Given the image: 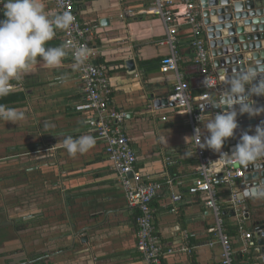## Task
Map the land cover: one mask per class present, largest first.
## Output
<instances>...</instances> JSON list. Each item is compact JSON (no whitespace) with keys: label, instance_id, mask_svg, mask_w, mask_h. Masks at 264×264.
I'll return each instance as SVG.
<instances>
[{"label":"crops","instance_id":"0c3cea01","mask_svg":"<svg viewBox=\"0 0 264 264\" xmlns=\"http://www.w3.org/2000/svg\"><path fill=\"white\" fill-rule=\"evenodd\" d=\"M43 2L46 13L54 16V6ZM2 3L0 19H4ZM152 3L74 0V9L79 22L92 31L88 43L97 54L95 62L107 68L111 106L126 113L123 126L136 155V171L143 179L172 182L151 204L153 224L165 248L177 249L182 232H187L193 253L166 256L164 264H221L219 244L206 232L214 220L204 206L206 197L188 193L197 162L187 157L192 134L186 116L170 105L152 106L151 96L167 98L170 104L176 83L175 73L159 70L160 60L169 54L168 46L159 45L166 36L162 21L139 14ZM175 12L178 73L197 98L204 91L193 64L189 30L180 19L182 7L176 6ZM54 32L46 47L62 44L60 32ZM128 59L134 61V71L126 68ZM11 84L21 88L0 99H11L5 107L25 116L15 123L0 119L4 124L0 133L6 134L5 139L0 137V150H5L0 170L6 173L0 177V184H6V198L0 202V264H143L136 246V211L126 205L104 145L96 140L88 152L75 156L63 146L66 136H94L87 124L91 115L74 111L83 88L70 54L57 67L37 57ZM18 96L22 100L14 103ZM202 133L207 135L205 129ZM172 195H180L183 201L175 212ZM218 196L220 206L228 207L229 192L224 186L218 187ZM244 206L249 218H243V227L252 234L253 222L264 217V198L246 199ZM228 218L234 225L230 214ZM210 241L212 247L207 245ZM231 241L239 254L235 261L254 262L253 238L247 253L241 252L239 238Z\"/></svg>","mask_w":264,"mask_h":264},{"label":"built area","instance_id":"2783aa9c","mask_svg":"<svg viewBox=\"0 0 264 264\" xmlns=\"http://www.w3.org/2000/svg\"><path fill=\"white\" fill-rule=\"evenodd\" d=\"M55 8V14L69 11L74 16L73 25L67 29L58 30L65 41H73L78 46L88 49L89 55L85 63L78 68L73 58L72 51L69 54L77 70L78 79L82 84L83 97L81 102L74 106L77 113H89L87 124L91 133L97 141L104 145V152L116 175L119 187L124 195L126 205L129 209L136 211V246L143 264H164V258L174 253L192 255L193 247L188 243L189 234L182 232V244L177 248H165L160 241L153 224V212L151 204L156 195L165 187H170L171 180L158 182L143 179L136 171V155L131 147L130 140L123 126L126 113L116 110L111 106L110 86L107 78V68L95 64L96 52L89 45L88 40L92 36L89 27L82 25L74 9V0H48ZM182 7L180 19L188 28L190 34V45L194 51L193 64L199 72L202 81L203 94L197 98L192 96L190 87L184 78L178 73L180 54L178 50V39L176 36L175 7ZM139 14L158 17L166 31V36L159 43L160 46H168L169 54L160 60V72L163 74L175 73L176 83L173 85L169 97L174 109L186 116L187 126L192 136L197 132L202 136L201 125L205 119L214 117L216 111H212L207 102L219 86L218 77L212 68L211 57L205 37V27L202 23L201 9L198 0H153L152 6ZM208 77L211 87H205L203 81ZM21 88L20 84H11V92ZM162 120H165L163 118ZM203 138V137H202ZM227 140L222 152L231 154L233 150L228 147ZM188 159L197 162L196 176L188 189L190 195L203 194L206 197L204 206L213 216V224L207 229L208 235L216 240L220 247L221 264H235L236 250L232 241L227 237L220 198L218 196L217 183L220 182L229 192L228 209L233 214L232 219L238 228L241 242V252L247 253L249 241L252 234L244 230L243 207L244 200L240 199V182L244 176L242 166L234 160L228 163L230 157L220 158V153L212 150L197 148L195 138L192 137L190 148L187 152ZM219 175L221 177H219ZM172 212L183 203L180 195H172ZM214 245L213 241L207 244ZM250 264H257L256 261Z\"/></svg>","mask_w":264,"mask_h":264},{"label":"clouds","instance_id":"9594fccd","mask_svg":"<svg viewBox=\"0 0 264 264\" xmlns=\"http://www.w3.org/2000/svg\"><path fill=\"white\" fill-rule=\"evenodd\" d=\"M3 16L0 19V97L11 92L13 80H19L31 67L37 57L49 67L59 66L72 51L76 67L88 59V49L65 41L57 47H46L55 32V28L69 29L74 23V16L69 11H62L50 16L45 11L43 0H3ZM205 87H211L208 77L203 81ZM224 95L219 101L211 98L203 105L223 109L203 125L207 135L193 138L197 148L211 149L220 153V158L230 157L241 166H247L258 158L264 157V121L255 127V133L245 131L229 155L222 152L225 141L234 136L238 128L237 116L248 114L257 116L264 113V106L257 107L253 96H264V65L240 71L227 80ZM221 103L223 107H221ZM25 114L14 108L0 105V119L15 123L24 119ZM203 137V138H202ZM96 144L92 135H80L78 138L66 136L63 146L68 154H84ZM264 198V189L246 190L242 197Z\"/></svg>","mask_w":264,"mask_h":264},{"label":"water","instance_id":"95a60500","mask_svg":"<svg viewBox=\"0 0 264 264\" xmlns=\"http://www.w3.org/2000/svg\"><path fill=\"white\" fill-rule=\"evenodd\" d=\"M201 9L202 23L219 86L211 95L213 101H219L224 95L227 80L242 70L259 68L264 65V0H198ZM96 64V62H95ZM129 71L135 70L134 61L125 62ZM153 108H166L167 98L154 100ZM256 106H264V96H253ZM212 107V106H211ZM221 107L223 104L221 103ZM212 111L223 109L212 107ZM264 121V113L257 116L238 115V128L229 139L231 150L239 142L241 134L249 131L255 133V127ZM244 176L240 182V199L246 200L254 196L242 197L246 190L264 189V157L258 158L247 166H242ZM219 177H221L219 175ZM244 219L248 220L246 206L243 207ZM233 217V214H230ZM256 219V218H255ZM256 219L252 225V256L257 264H264V217Z\"/></svg>","mask_w":264,"mask_h":264},{"label":"trees","instance_id":"16d2710c","mask_svg":"<svg viewBox=\"0 0 264 264\" xmlns=\"http://www.w3.org/2000/svg\"><path fill=\"white\" fill-rule=\"evenodd\" d=\"M9 97H15V96H9ZM22 96L21 97H17L15 100H14V103H17V102H20L22 100ZM11 102V99L9 98H6V97H3L0 99V105H8L9 103ZM208 120L204 121L201 125V131L204 130L205 128L203 127L204 124L207 123ZM203 135V133H202ZM211 149H207L206 148V151H210ZM223 186L220 182L217 183V187H221ZM222 209V214H223V220H224V228H225V232H226V235L227 237L230 239V240H236L238 241V238H239V233H238V228L237 226L234 224L231 226V224L229 223V218H228V215L230 214L229 212V209L228 207L224 206V207H221ZM225 212V213H224ZM233 247L236 248V245L233 244ZM238 252L236 253L235 255V258L238 259L239 256H238ZM35 264H37V262H35ZM235 264H246L245 261L241 260V261H235Z\"/></svg>","mask_w":264,"mask_h":264},{"label":"rangeland","instance_id":"374dc122","mask_svg":"<svg viewBox=\"0 0 264 264\" xmlns=\"http://www.w3.org/2000/svg\"><path fill=\"white\" fill-rule=\"evenodd\" d=\"M0 127L4 128V124H0ZM5 133H0V137L1 139H5ZM5 156V150H0V157H3ZM2 166V163L0 162V168ZM5 175L6 173H4V170H0V177L1 178H5ZM3 183V184H2ZM5 189H6V184H5V181H1V184H0V194L2 196V198L0 197V202L3 203L4 199L6 198L5 197ZM9 204V203H8ZM36 251H37V247L34 248ZM36 254V252L34 253Z\"/></svg>","mask_w":264,"mask_h":264}]
</instances>
